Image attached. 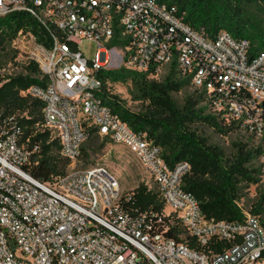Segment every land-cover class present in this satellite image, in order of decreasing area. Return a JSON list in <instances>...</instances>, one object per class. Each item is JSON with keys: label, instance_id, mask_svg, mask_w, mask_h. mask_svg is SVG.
<instances>
[{"label": "built area", "instance_id": "built-area-1", "mask_svg": "<svg viewBox=\"0 0 264 264\" xmlns=\"http://www.w3.org/2000/svg\"><path fill=\"white\" fill-rule=\"evenodd\" d=\"M13 11L35 16L50 32L47 47L20 31L16 49L29 42L46 85L28 92L44 102L46 124L61 141L62 156L81 155L88 126L135 154L158 186L166 216L179 219L202 246L228 241L221 252L196 250L166 234L146 212H133L118 179L96 166L42 182L25 170L41 150L28 146L23 127L0 107V264H259L264 226L243 209L236 221L208 218L182 186L187 161L170 167L162 148L135 132L103 100L99 72L125 67L158 75L173 61L179 74L203 93L208 112L225 127L249 132L260 146L264 182V51L227 30L213 34L185 21L176 6L159 0H0V17ZM96 43L89 58L82 49ZM4 68V67H3ZM2 69V68H1ZM0 69V74H1ZM5 82L0 75V87ZM38 162V160L36 161ZM162 219L159 218L157 222Z\"/></svg>", "mask_w": 264, "mask_h": 264}, {"label": "trees", "instance_id": "trees-1", "mask_svg": "<svg viewBox=\"0 0 264 264\" xmlns=\"http://www.w3.org/2000/svg\"><path fill=\"white\" fill-rule=\"evenodd\" d=\"M169 6H176L179 14H185V21L195 28L205 27L215 34L224 29L235 38L250 40V53L264 51V34L250 17L245 16V6L261 4L264 0H159ZM20 31L32 32L37 41L50 47L52 37L49 30L40 21L26 11H13L0 17V56L6 54ZM0 63V69L3 68ZM150 73L128 70L125 67L99 72L103 81V100L113 112L138 133L145 134L149 141L162 148V155L170 167L187 161L191 169L184 175L182 186L191 192L200 202L203 213L208 218L224 221H236L243 218L242 207L238 200L244 187L259 183L261 178L260 146L249 147L237 144L231 159H226L221 146L209 143L205 136L192 128L195 124L214 127L222 133L232 131L208 112L203 93L198 89L189 94L180 108L173 97V92L180 91L190 84L182 77L173 61L167 76L162 81L149 80ZM131 80L139 89L143 100L148 102L144 112L134 113L123 108L117 96L109 91L108 84ZM45 75L39 62L28 59L23 72L8 76L0 87V107L6 115L14 117L23 127V138L29 139L28 146L39 144L41 150L35 153L31 162L24 168L42 182H53L56 177L65 175L66 166L72 162L61 154V141L50 129H43L46 124L44 102L28 90L32 85H46ZM88 139H93L97 129L88 126ZM109 138V137H108ZM87 148L83 145L81 157ZM38 160V162H36ZM259 160V166L256 161ZM130 194V199L123 200L125 206L133 212H146L161 229L167 227L166 234L187 243L196 250L221 252L228 249V241H212L202 246L197 238L187 232L176 215L166 216V202L160 190L152 189L141 183ZM259 217L264 226V193L249 209ZM161 218L160 222L157 220ZM174 221L173 223L171 221ZM183 234L185 235L183 237Z\"/></svg>", "mask_w": 264, "mask_h": 264}, {"label": "rangeland", "instance_id": "rangeland-1", "mask_svg": "<svg viewBox=\"0 0 264 264\" xmlns=\"http://www.w3.org/2000/svg\"><path fill=\"white\" fill-rule=\"evenodd\" d=\"M245 16L250 17L257 25V29L264 34V7L261 4L246 5ZM25 45L20 44V49H16L14 43L7 48L6 54L0 56V63L4 68L1 69V76L4 80L8 76L17 75L23 72L25 63L28 60L27 53L29 42L25 40ZM82 49L87 56L91 58L96 50V43L86 41ZM166 70L158 75L149 76V80L162 81L167 76ZM109 91L112 95L117 96L120 105L134 113L144 112L148 102L143 100L139 89L131 80L125 82H112L108 84ZM196 88L190 83L178 92H173L176 104L182 108L189 94H193ZM201 106H207L205 102ZM50 129L56 135V131L45 125L43 129ZM197 133L205 136L209 143L221 146L224 149L226 159H231L236 152L237 144H248L249 147L258 146V142L247 131L243 129L232 130L222 133L214 127L205 124L192 125ZM87 154L79 157L77 160L66 166V172L72 170H84L96 166L105 168L109 173L115 176L123 188V194H129L136 189L141 183L147 184L150 188L158 190V186L149 173L144 169L135 154L125 144L113 141L108 137L95 134L93 139H87L84 143ZM259 166V160L256 161ZM260 193H264V182L261 180L257 184L245 186L241 198L238 200L240 207L250 209L257 201ZM166 206L165 212H170ZM174 222L173 220L171 221ZM185 235L183 234V237ZM259 264H264L261 260Z\"/></svg>", "mask_w": 264, "mask_h": 264}]
</instances>
